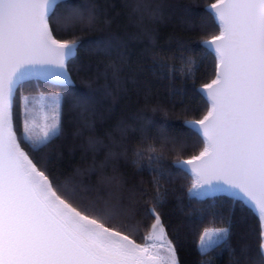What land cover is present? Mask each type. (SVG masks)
<instances>
[{"label":"snow or ice","instance_id":"1","mask_svg":"<svg viewBox=\"0 0 264 264\" xmlns=\"http://www.w3.org/2000/svg\"><path fill=\"white\" fill-rule=\"evenodd\" d=\"M141 3L138 0L135 11L141 10ZM59 6L67 14L59 15ZM160 12L157 7L150 15L157 17ZM206 12L219 29V35L203 42L217 61L216 78L198 90L210 105L207 114L185 122L204 147L176 167L193 178L190 199H242L257 215L258 248L253 256L245 246L240 256L245 264H264V0H215ZM98 15L94 0L77 4L0 0V264H178L175 245L156 210L161 201L157 199L152 207L147 202L138 206L136 191L127 190L120 175L106 174L116 153L109 151L98 167L94 161L86 171L75 169L63 182L49 168L48 157L41 153L64 134L62 95H41L31 107L29 98L21 96L22 130L14 124L17 93L34 77L61 87L74 84L66 62L77 56L82 42L57 39L50 22L60 19L69 32L77 27L95 30ZM93 46L110 52L113 43L97 40ZM153 65L173 71L161 61ZM120 70L113 66L117 84ZM98 103L89 91L74 94L71 107L85 127L92 128L86 114L104 119L97 112ZM117 129L126 131L122 124ZM141 131L147 139L146 128ZM158 134L167 140L163 127ZM88 145L95 150L103 141L89 137ZM144 151L157 153L149 145L146 150H133V155L142 158ZM162 158V152L149 156L153 161ZM150 171L166 175L163 168ZM92 173L99 177L95 182L90 179ZM139 194L144 197L148 192L141 189ZM140 214L154 219L150 227L145 225L149 232L143 238L153 243L141 244L132 238ZM231 227L228 220L227 226L205 229L197 245L199 253L204 256L227 248L234 254L229 243ZM201 264L211 261L201 260Z\"/></svg>","mask_w":264,"mask_h":264},{"label":"trees","instance_id":"2","mask_svg":"<svg viewBox=\"0 0 264 264\" xmlns=\"http://www.w3.org/2000/svg\"><path fill=\"white\" fill-rule=\"evenodd\" d=\"M70 2L77 4L80 0ZM94 3L99 13L95 30L80 31L77 27L69 32L62 27L60 19L50 22L57 39L82 42L77 56L66 62L74 84L61 87L33 78L17 93L14 124L22 130L21 96L32 99L47 94L62 95L64 134L41 153L48 157V166L58 179L63 182L77 168L86 171L93 167L94 161L98 167L109 151L114 152L116 158L106 167V174L120 175L126 189L136 191L138 206L147 202L152 207L157 199L161 201L156 210L175 245L178 264H201V260L211 264H245L240 250L247 246L254 256L259 244L257 215L242 199L229 196L190 199L188 189L193 178L176 167L177 162L199 155L204 147L185 122L202 119L210 107L198 90L216 78L217 61L203 46L205 40L219 35V29L206 12L215 0H142L139 12L135 11L138 0H94ZM157 7L160 14L151 16L150 12ZM57 13L62 16L67 11L59 6ZM97 40L112 41V50H97L93 46ZM154 61L163 62L173 71L154 68ZM113 66L121 69L119 84L112 78ZM89 91L97 96V112L104 117L101 120L86 114L92 128L85 127L71 107L74 94ZM157 106L158 110L153 111ZM118 124L126 129L124 133L117 129ZM142 127L147 130V139ZM160 127L167 133L166 141L159 137ZM89 137L99 138L103 146L90 148ZM149 145L157 153L144 151L139 159L133 155V150H146ZM160 152L161 160L149 159ZM161 168L166 170V175L158 176L156 171H150ZM90 179L95 182L99 177L92 173ZM141 189H146L148 195L141 197ZM228 220L232 222L229 243L235 253L218 248L202 256L197 245L203 230L227 226ZM137 221L138 231L132 238L144 244L148 241L143 238L147 237L154 219L140 214Z\"/></svg>","mask_w":264,"mask_h":264},{"label":"rangeland","instance_id":"3","mask_svg":"<svg viewBox=\"0 0 264 264\" xmlns=\"http://www.w3.org/2000/svg\"><path fill=\"white\" fill-rule=\"evenodd\" d=\"M51 95H53V94H47V95H43V96L47 97V96H51ZM40 96H41V95H40ZM40 96H38L37 98L29 99V101H30V103H29V107H31L32 104L35 103V101L38 100ZM206 229H213V228H206ZM204 230H205V229H204ZM204 230H203V231H204ZM147 243H153V242L148 241ZM162 251H163V250H161V252H162Z\"/></svg>","mask_w":264,"mask_h":264},{"label":"water","instance_id":"4","mask_svg":"<svg viewBox=\"0 0 264 264\" xmlns=\"http://www.w3.org/2000/svg\"><path fill=\"white\" fill-rule=\"evenodd\" d=\"M211 40V39H210ZM216 71H217V69H216ZM35 78V77H34ZM36 79H39V78H36ZM40 80H42V81H47V80H44V79H40ZM47 82H50V81H47ZM51 83V82H50ZM203 88V87H202ZM185 161H187V160H185Z\"/></svg>","mask_w":264,"mask_h":264}]
</instances>
